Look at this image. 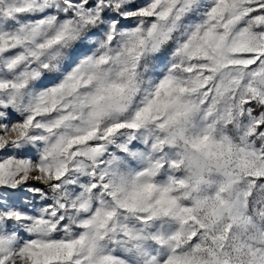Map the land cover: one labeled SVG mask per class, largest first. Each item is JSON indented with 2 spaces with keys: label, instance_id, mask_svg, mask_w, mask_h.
I'll return each instance as SVG.
<instances>
[{
  "label": "snow or ice",
  "instance_id": "snow-or-ice-1",
  "mask_svg": "<svg viewBox=\"0 0 264 264\" xmlns=\"http://www.w3.org/2000/svg\"><path fill=\"white\" fill-rule=\"evenodd\" d=\"M0 264H264V0H0Z\"/></svg>",
  "mask_w": 264,
  "mask_h": 264
}]
</instances>
